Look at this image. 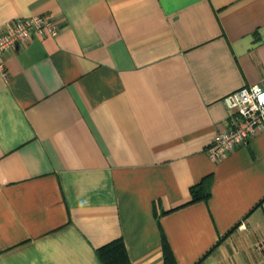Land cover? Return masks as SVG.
Segmentation results:
<instances>
[{
    "label": "crops",
    "instance_id": "crops-1",
    "mask_svg": "<svg viewBox=\"0 0 264 264\" xmlns=\"http://www.w3.org/2000/svg\"><path fill=\"white\" fill-rule=\"evenodd\" d=\"M52 14L0 77V264H264V129L213 160L223 102L264 86V0H0ZM214 177L207 201L191 188Z\"/></svg>",
    "mask_w": 264,
    "mask_h": 264
},
{
    "label": "built area",
    "instance_id": "built-area-1",
    "mask_svg": "<svg viewBox=\"0 0 264 264\" xmlns=\"http://www.w3.org/2000/svg\"><path fill=\"white\" fill-rule=\"evenodd\" d=\"M33 33L56 35L58 27L52 14L17 18L11 23L0 22V77H8L6 53L26 46ZM223 102L232 113L229 129L216 134L209 146L213 160L223 159L236 146L246 143L259 129H264V86H242L224 96Z\"/></svg>",
    "mask_w": 264,
    "mask_h": 264
},
{
    "label": "trees",
    "instance_id": "trees-1",
    "mask_svg": "<svg viewBox=\"0 0 264 264\" xmlns=\"http://www.w3.org/2000/svg\"><path fill=\"white\" fill-rule=\"evenodd\" d=\"M214 177L212 174L204 176L200 182L191 188L192 202L207 201L212 195V184ZM162 246L164 253V264H179L174 251L163 230ZM98 255L103 264H132L125 242L122 238L114 240L98 249Z\"/></svg>",
    "mask_w": 264,
    "mask_h": 264
}]
</instances>
